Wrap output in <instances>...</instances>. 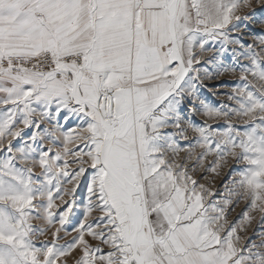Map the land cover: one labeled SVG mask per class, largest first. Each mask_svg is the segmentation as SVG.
I'll return each instance as SVG.
<instances>
[{"label": "snow or ice", "instance_id": "obj_1", "mask_svg": "<svg viewBox=\"0 0 264 264\" xmlns=\"http://www.w3.org/2000/svg\"><path fill=\"white\" fill-rule=\"evenodd\" d=\"M256 5L0 0V264H264L238 232L264 220V35H230ZM217 78L230 104L199 98ZM232 161L207 203L194 173Z\"/></svg>", "mask_w": 264, "mask_h": 264}, {"label": "rangeland", "instance_id": "obj_2", "mask_svg": "<svg viewBox=\"0 0 264 264\" xmlns=\"http://www.w3.org/2000/svg\"><path fill=\"white\" fill-rule=\"evenodd\" d=\"M244 11L249 15L250 18L248 20L240 22V24L238 25L239 31L230 32V35L232 38L240 39L242 42L251 43L254 36L264 35V7H259V5H256L255 11H251V10H244ZM209 47L212 48V51L208 52L205 55V60L209 59L210 57L216 56V53L220 48V44L219 42H215L214 44L210 42ZM232 47L235 46L230 45L229 51L224 57V59L229 62L232 55V52L230 50ZM207 66L208 65L203 62L199 65V67L201 68ZM219 79L220 78L204 79L202 83L198 86L199 98L213 106H220L221 104L231 103L227 100V95H226L231 85H221ZM232 79H235V77H232ZM187 117L191 118L197 124H199L203 119V117L200 114L193 115L190 112L187 113ZM54 122L55 121H53V123ZM61 122L63 123L62 120ZM73 124L74 121L70 122L68 125H66V127H72ZM43 126H47V124ZM20 127L23 129L22 134L25 138L30 136L31 132L34 130V129L24 128L23 125H20ZM179 143L183 144L184 142L179 141ZM211 160L212 157L209 156L205 161L206 166L211 164ZM72 167L75 166L73 165ZM239 168L240 165L237 162L232 161L227 167L221 170L220 175H216L212 173L210 168L207 171L200 169L194 173V176L198 180V182L206 184V187H208L213 192V195L207 197L206 199L207 203L221 200L226 196L225 188H224L225 183L232 175V173L237 171ZM83 196H84V187L82 185L81 189L77 193L78 203L80 204L83 203ZM247 210L248 209L244 201H241L239 203L233 202L232 204H230L226 209V215L229 223L231 225H241L243 222V213ZM244 226L247 227V232L241 231L238 228L239 235L243 238L242 243L249 242V238L251 239V241H258L259 233L264 231V220H261L259 215H256V219L250 225H244Z\"/></svg>", "mask_w": 264, "mask_h": 264}]
</instances>
